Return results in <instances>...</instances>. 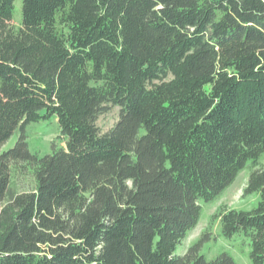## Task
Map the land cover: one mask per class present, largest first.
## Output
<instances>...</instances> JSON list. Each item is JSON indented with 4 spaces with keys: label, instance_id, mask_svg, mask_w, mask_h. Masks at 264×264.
Instances as JSON below:
<instances>
[{
    "label": "trees",
    "instance_id": "16d2710c",
    "mask_svg": "<svg viewBox=\"0 0 264 264\" xmlns=\"http://www.w3.org/2000/svg\"><path fill=\"white\" fill-rule=\"evenodd\" d=\"M14 1L0 0V264H237L201 252L214 225L264 264V0H21L17 26ZM52 115L64 144L40 155L26 126ZM244 168L257 205L219 204L176 254Z\"/></svg>",
    "mask_w": 264,
    "mask_h": 264
},
{
    "label": "rangeland",
    "instance_id": "374dc122",
    "mask_svg": "<svg viewBox=\"0 0 264 264\" xmlns=\"http://www.w3.org/2000/svg\"><path fill=\"white\" fill-rule=\"evenodd\" d=\"M21 21V0L14 1V10L12 22L14 25H19ZM43 112V110H41ZM119 112L118 106H110L108 110L101 114L96 125L101 132L108 130L117 120ZM27 141L30 149L36 151L40 155L51 152V142L55 141L56 145L63 146V141L58 138L60 135L56 115H52L47 119H42L38 122H32L26 126ZM19 135L16 129L12 135L2 145L1 149L6 150L12 147ZM248 169L241 170L232 184H230L222 192L220 198L215 202L206 203L201 201L202 216L196 226L186 233L182 242L176 247L175 253L182 254L187 247L196 241L205 226L211 213L219 205H226L236 209H251L257 205L259 200L258 193H252L242 196V189L246 183ZM29 178L23 175L19 178V187L22 189L29 183ZM27 183V184H26ZM214 235L201 247V252L206 258H214L220 252H228L236 261L237 264H250L249 260V244L247 239L242 235H234L231 238H223L217 235V225L213 226Z\"/></svg>",
    "mask_w": 264,
    "mask_h": 264
}]
</instances>
